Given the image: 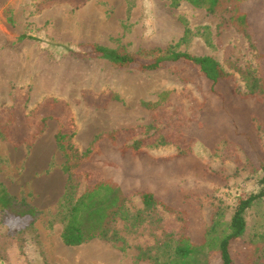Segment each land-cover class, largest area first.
Here are the masks:
<instances>
[{"label": "rangeland", "instance_id": "obj_1", "mask_svg": "<svg viewBox=\"0 0 264 264\" xmlns=\"http://www.w3.org/2000/svg\"><path fill=\"white\" fill-rule=\"evenodd\" d=\"M244 7L252 24L240 32L232 6L211 15L186 2L173 8L169 0H0V117L16 114L11 139L0 134V183L37 212L25 231L27 224L0 212L5 264H152L165 255L157 249L163 227L177 233L183 226L159 209L151 217L144 212L138 225L119 222L117 240L66 246L55 221L68 179L56 137L71 119L74 146L84 153L100 141L98 161L114 163L91 168L92 183L120 181L131 212L144 210L140 192L154 191L188 211L196 240L219 208L229 220L239 198L262 191L264 103L249 94L247 77L264 79V0ZM93 44L146 61L169 48L208 56L229 77L212 92L185 63L115 69L69 53ZM47 101L53 112L42 108ZM49 114L58 119L44 120ZM118 131L116 141L107 138ZM263 219L264 198L253 208L252 229ZM148 249L152 259L143 260ZM234 252L242 258L247 247L240 243Z\"/></svg>", "mask_w": 264, "mask_h": 264}, {"label": "trees", "instance_id": "obj_2", "mask_svg": "<svg viewBox=\"0 0 264 264\" xmlns=\"http://www.w3.org/2000/svg\"><path fill=\"white\" fill-rule=\"evenodd\" d=\"M173 8H178L182 2L192 5L196 9L205 10L211 15L224 13L229 6L234 7L232 18L233 26L240 32L250 29L251 18L245 5L252 0H169ZM73 56L83 59H104L115 69L136 68L140 71H156L167 65L185 63L195 68L198 74L210 84L212 92L222 84L229 75L223 70L220 63L208 56L196 57L173 48L165 51L156 50L149 60H143L135 55L107 48L98 44L81 46L77 50H69ZM262 57V56H261ZM264 57V56H263ZM247 89L258 102L264 103V79L259 75L247 77ZM47 101L42 108L52 111L56 107ZM56 104V103H53ZM13 112V111H11ZM2 114V113H1ZM14 112L4 121L0 117V134L11 139L8 124L14 121ZM58 119L49 114L44 120ZM71 128L63 127L57 134L56 140L60 145L64 157V172L68 175L64 194L59 202L56 222L62 225L61 239L68 247H77L96 239L107 241L117 240V224L119 222H133L137 224L144 219V212L150 213L161 209L163 212L176 215L183 226L176 232H169L163 227L162 241L157 247L165 255L156 258L152 264H264V219L252 229L253 208L264 198V157L258 171L263 173L261 192L245 194L239 198L233 208L229 220L221 208L215 215L213 224L204 229L200 240L194 239L188 231L189 218L187 210H180L172 202L161 199L154 191H142L141 201L144 210L130 211L126 204L128 197L123 194L124 186L112 177L92 183L90 169L104 167L114 163L100 162L103 153L99 142H95L84 153L80 152L72 143L76 136V126L73 119ZM5 122V123H4ZM121 134L119 131L107 136L116 141ZM138 149L139 144L134 145ZM138 154V153H136ZM170 161V160H164ZM162 163V162H161ZM84 184V191L81 186ZM0 212L14 219V224L26 225L21 231L31 229L37 216L35 208L24 200L10 196L0 183ZM163 221L162 218H159ZM7 235L14 234L12 229H6ZM247 247L246 254L240 258L236 254V245ZM152 249L141 253L143 260H151ZM7 262V256L0 246V264Z\"/></svg>", "mask_w": 264, "mask_h": 264}, {"label": "bare ground", "instance_id": "obj_3", "mask_svg": "<svg viewBox=\"0 0 264 264\" xmlns=\"http://www.w3.org/2000/svg\"><path fill=\"white\" fill-rule=\"evenodd\" d=\"M58 26V25H57ZM60 27V26H59ZM23 75V74H22Z\"/></svg>", "mask_w": 264, "mask_h": 264}]
</instances>
